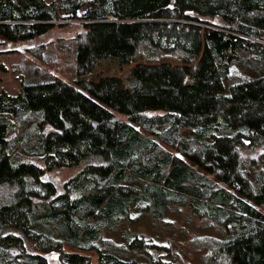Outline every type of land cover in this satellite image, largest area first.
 <instances>
[{"label":"trees","instance_id":"1","mask_svg":"<svg viewBox=\"0 0 264 264\" xmlns=\"http://www.w3.org/2000/svg\"><path fill=\"white\" fill-rule=\"evenodd\" d=\"M69 27L55 53L27 46ZM144 29L203 31L211 60L199 69L190 40ZM97 35L112 39L94 48ZM4 54L20 55L21 86L0 92V264H169L146 233L121 253L106 234L174 205L230 233L200 240L213 262L264 264V0H0ZM166 57L194 84L140 66L85 79Z\"/></svg>","mask_w":264,"mask_h":264},{"label":"rangeland","instance_id":"2","mask_svg":"<svg viewBox=\"0 0 264 264\" xmlns=\"http://www.w3.org/2000/svg\"><path fill=\"white\" fill-rule=\"evenodd\" d=\"M51 2L52 0H47ZM74 28H66L64 30L55 29L50 32L45 38H40L37 42L32 44L37 46L42 42H52L49 44L50 48L55 53L57 40H68L70 36L75 34ZM155 31L159 32L161 38L170 40L172 37H183L192 42L193 46L199 53V60L197 65L199 69L209 64L211 57L206 47L203 31L181 33L172 29H144L141 30V36L152 35ZM74 32V33H73ZM79 32V31H78ZM80 33V32H79ZM112 39L111 36L97 35L91 38L94 48L104 46ZM79 58H82L87 53L86 46H79ZM18 48L22 50L25 48V44H8L5 46L6 50H14ZM19 54H4L0 56V92L7 90L11 93H15L21 86V74L18 72H12L13 65L20 61ZM67 60V59H66ZM64 63V60H63ZM3 66V67H2ZM63 64L55 66V68H61ZM143 67L146 71L155 70L161 68L164 71L170 72L177 76V78L186 86L194 84L195 80L192 77L191 65L181 63L180 61L166 57L159 62L147 61L144 58H137L134 63L120 68L118 62L109 61L99 63L94 73L85 78L90 81H99L105 77H114L125 82L129 77V71L133 67ZM59 70V69H58ZM51 71L56 72L54 66H51ZM70 69L66 73L58 71L59 75L64 77L65 74H69ZM62 175L63 173H59ZM58 174V176H59ZM68 175V173H66ZM64 174L60 178H65ZM146 233L149 242L157 244V255L162 261L169 264H218L216 261H212L210 255L213 254L211 248L201 247L199 242L203 238L217 237L220 239L230 237V233L224 227L217 226L211 221L204 220L192 213L190 208L174 205L166 212L165 221L156 223V221L150 216H141L138 222L132 224H123L117 226L115 229L108 230L106 238L109 241V245L115 248L117 253L126 252L123 247L126 244L124 238L132 239L137 233ZM171 248L172 250L166 251L164 248ZM93 264H99L97 262V256L91 253ZM126 259H131V256H124ZM50 264H58L57 258L53 254L48 255ZM159 259V260H160Z\"/></svg>","mask_w":264,"mask_h":264}]
</instances>
